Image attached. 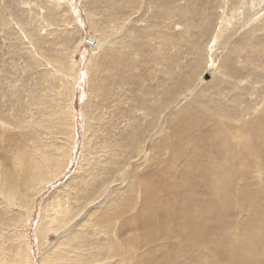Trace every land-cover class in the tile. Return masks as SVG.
<instances>
[{
  "label": "rangeland",
  "instance_id": "obj_1",
  "mask_svg": "<svg viewBox=\"0 0 264 264\" xmlns=\"http://www.w3.org/2000/svg\"><path fill=\"white\" fill-rule=\"evenodd\" d=\"M231 1L0 0V164L13 168L25 158L36 166L43 154L57 162L58 146L71 148L66 166L49 184L34 198L28 192L27 207L0 196L3 249L15 254L26 232L33 264H43L58 242L89 230L88 215L92 221L105 215L107 222L84 238L82 252L94 264H137L140 254L158 260L175 256L169 264H225L213 254L218 241V252L238 243L264 260V247L245 232L254 204L264 207V168L243 146L251 133L245 123L264 119V0ZM95 37L101 43L93 48ZM184 121L191 124L184 128L190 127L185 133L190 144L185 155L173 158L172 134L186 127ZM241 168L246 183L239 178ZM191 171L196 180L187 184L181 174ZM155 173L157 196L169 192L176 204L192 195L209 200L220 214L203 229L213 226L212 244L188 250L173 239L171 228L149 244L127 242L130 236L139 240L144 227L135 217L152 205L139 179ZM39 205L47 217L66 208L76 217L68 230H53L42 240L36 233ZM128 221L137 227L127 230L122 225ZM99 245L103 250L93 259ZM110 246L121 248L115 258Z\"/></svg>",
  "mask_w": 264,
  "mask_h": 264
},
{
  "label": "bare ground",
  "instance_id": "obj_2",
  "mask_svg": "<svg viewBox=\"0 0 264 264\" xmlns=\"http://www.w3.org/2000/svg\"><path fill=\"white\" fill-rule=\"evenodd\" d=\"M227 1H231V0H227ZM235 1V0H234ZM225 2V1H224ZM233 1L229 2L231 5ZM237 2V1H236ZM226 3V2H225ZM235 3V2H234ZM238 3V2H237ZM236 3V4H237ZM227 6V5H225ZM230 6V5H228ZM230 7H227V9H229ZM232 8V7H231ZM232 10V9H230ZM225 15V14H224ZM222 16V15H221ZM216 22V21H215ZM224 22V21H223ZM227 23V22H225ZM229 23V22H228ZM230 24V23H229ZM221 26V25H220ZM35 37V36H34ZM33 36H30V40H32ZM100 39L98 37H95L93 42H94V47L99 46V44L101 43L99 41ZM209 66H213V64L211 63ZM60 69H64L65 65H63L62 63H60V66L58 67ZM216 69V68H215ZM67 70V69H65ZM224 71V70H223ZM212 75V74H211ZM203 80V79H202ZM240 100V99H239ZM235 102V101H234ZM206 104V103H205ZM240 104V103H239ZM241 105V104H240ZM223 106H225L223 104ZM205 107V105H204ZM203 107V108H204ZM207 108V107H206ZM220 108V107H219ZM213 109V108H212ZM229 109V108H228ZM250 109V107H249ZM209 110V109H207ZM211 110V109H210ZM241 110V109H240ZM201 111V110H200ZM256 111V110H255ZM203 112V111H202ZM205 112V111H204ZM264 112V111H263ZM193 113V112H192ZM213 113V112H211ZM250 113V112H249ZM217 116H219L220 114L216 113ZM246 114V112H245ZM252 114V113H251ZM209 115V114H208ZM224 117H228L225 116L224 114H222ZM228 115V114H227ZM211 117L213 116L212 114L210 115ZM221 116V115H220ZM252 117V116H251ZM255 117V116H254ZM183 118V117H182ZM185 118V117H184ZM216 118V117H215ZM220 118V117H219ZM227 119V118H226ZM241 119V117L239 118ZM219 120V119H218ZM221 120V119H220ZM243 120V119H241ZM183 121V120H182ZM181 121V122H182ZM191 121V120H190ZM210 121V120H209ZM223 121V119H222ZM221 121V122H222ZM225 121V120H224ZM251 121V120H250ZM246 122L245 123V130L250 131V135H249V139L250 140H245L243 142V146L244 149H248L249 151L247 153H249L250 156H252V154H254V156H256L258 158V160L261 162L260 166L262 164V167L264 168V119H259V120H255L252 122ZM187 122V121H186ZM186 122L184 121L183 125H185L186 127H179L178 129V133L177 134H172L175 135L174 138H176V141L174 140L173 143V150L174 151L172 153V157H181L182 153L185 152V149L187 145L186 140H189L187 137L188 131H190V127L191 124L188 123L190 125V127L188 129H186V132L184 131V128H187ZM211 122V121H210ZM220 122V121H219ZM234 122V121H233ZM237 122H241L238 121ZM245 122V121H244ZM209 123V122H208ZM212 123V122H211ZM224 123H227L226 121L223 122V126ZM213 124V123H212ZM209 124V125H212ZM220 124V123H218ZM198 125V124H197ZM196 126H192L193 128H196ZM202 125V123H201ZM200 125V126H201ZM216 125V124H214ZM213 125V126H214ZM242 125V124H241ZM199 126V125H198ZM222 126V127H223ZM203 127V126H201ZM200 127V128H201ZM210 127V126H209ZM237 127V126H236ZM208 128V127H207ZM213 128V127H211ZM230 128V127H229ZM180 129V130H179ZM198 129V128H197ZM209 129V128H208ZM214 129V128H213ZM204 130V129H203ZM242 130V129H241ZM239 130V131H241ZM195 131V129H194ZM209 131V130H208ZM217 131V130H216ZM246 131V132H247ZM177 132V130H176ZM202 132V131H201ZM223 132V131H222ZM245 132V131H244ZM243 132V133H244ZM198 133V132H197ZM206 133V132H205ZM214 133V132H213ZM237 133V132H235ZM249 133V132H248ZM190 134V133H188ZM210 134V133H208ZM218 134V133H217ZM222 134V133H219ZM216 135V134H215ZM193 134L191 135V140H193ZM208 136V135H206ZM212 136V135H211ZM199 136H197L196 139H198ZM201 137V136H200ZM209 137V136H208ZM224 137V135H223ZM241 137V135H240ZM243 137V136H242ZM246 137V136H245ZM186 138V140H185ZM203 138V137H202ZM201 138V141H203L204 139ZM210 138V137H209ZM163 139V138H162ZM194 139V141L196 140ZM211 139V138H210ZM214 139V138H213ZM216 139V138H215ZM219 140V138H217ZM228 139V138H227ZM169 140V139H168ZM230 140V139H229ZM73 141V140H72ZM198 141V140H197ZM208 141V140H206ZM241 141V140H240ZM71 141L69 140V143ZM191 142V141H190ZM165 143V142H164ZM203 143V142H202ZM73 144V143H72ZM190 144V143H189ZM71 145V144H70ZM195 145V144H194ZM73 146V145H72ZM71 146V147H72ZM202 146V145H201ZM204 146V144H203ZM170 147V146H169ZM229 147V145H228ZM238 147V146H236ZM235 147V148H236ZM155 148V146H154ZM191 148V146H190ZM230 148V147H229ZM71 148H69L68 145L66 146H58L57 148V153H58V159L57 162L54 161L53 157L49 160L47 159V154H43L44 157L39 160L36 161V166H34L33 164H29L28 160L25 158H20L19 162H14V166L13 168H9L8 166L5 167V164H0V196H4L5 198L9 199L10 202L16 203L18 205L19 208L21 207H27L29 205V198H28V192H32L33 195L32 197L34 198V196L36 197V195L47 185L49 184L48 181H50L52 178H54L65 166L66 163L69 159V153ZM166 149V148H165ZM168 149V148H167ZM178 149V150H176ZM225 149V148H224ZM228 149V148H226ZM192 150V149H191ZM237 150V148H236ZM190 151V150H187ZM186 151V152H187ZM231 151V149H230ZM166 152V151H165ZM72 153V151H71ZM187 154V153H186ZM183 155H185L183 153ZM238 155V154H237ZM190 156V155H189ZM238 157V156H237ZM184 158L186 159V157L184 156ZM189 159V158H188ZM246 159V158H245ZM242 159V157H240L239 162H241L242 167L246 165H248V162ZM253 159V158H252ZM251 159V160H252ZM181 160V158H180ZM190 160V159H189ZM1 162V159H0ZM189 163V162H188ZM224 163V162H223ZM158 164V163H157ZM173 164H175V162H173ZM185 164V163H184ZM187 164V163H186ZM180 165V164H179ZM188 165V164H187ZM223 165V164H222ZM240 165V164H239ZM155 166V165H154ZM221 166V165H220ZM238 166V165H237ZM250 166V165H249ZM252 166V165H251ZM179 167V166H178ZM186 168V166H184ZM224 167V166H223ZM222 167V168H223ZM170 168V167H169ZM180 168H183L180 167ZM220 168V167H219ZM231 168V167H230ZM260 168V167H259ZM175 169V168H174ZM178 169V168H177ZM188 169V167L186 168ZM242 169V168H241ZM184 170V169H183ZM245 169H242V171L239 174V178L240 180H244V183H246L248 181L249 178L246 177L247 172L244 171ZM258 170V169H257ZM156 171V170H155ZM171 171V170H170ZM187 171V170H186ZM221 171V170H220ZM148 172V171H147ZM149 172H152L149 171ZM188 172V171H187ZM194 171H191V174H188L187 176L182 175L181 174V178L185 177L187 184L189 182L192 181V183L195 182L196 178H194V176L192 175ZM146 173V172H145ZM164 173V172H163ZM184 173V172H182ZM186 173V172H185ZM184 173V174H185ZM195 174L197 172H194ZM219 173V172H218ZM143 174V173H142ZM157 173L150 175L147 179L143 180V177H139L138 179L141 181H144V192H151V203L152 205L149 206V209L147 208L146 211H144L145 213L143 214L141 211V214L135 217V222H137V220L139 222H141L142 226L144 227V229L142 228L143 234L139 235V237L137 239H139L138 241L135 240L136 236H130V239L127 241L129 242V244L131 243L133 245V247H137L138 243H140L142 240H145L148 244L152 241L154 242L153 239H155V234L156 233H160L162 232V230L164 229L165 232L171 231V232H175L173 239H175L176 237H178V241L180 246H183V248H188V250H191L193 248H200L201 246H204V244H212L210 243L212 241L211 237L209 236V230L213 228L212 225L210 224H214L215 223H210V220L213 217H217L220 216V214H218L217 212H214V210L212 209V205L209 202V200H204L203 198H197V200L195 198H193V193L192 195V199L187 201L184 199V201H186L185 203L183 202V204L181 203V201H178L176 204L172 199L171 196L172 194L167 192V195L165 196V198L159 197L156 195V192H158L159 188H160V179H158L159 177L156 176ZM165 174V173H164ZM260 174L262 175V177H264V169L260 172ZM220 175V174H219ZM145 176V175H144ZM156 176V177H155ZM223 176V175H222ZM230 177V176H229ZM180 178V179H181ZM224 178V177H223ZM261 178V177H260ZM259 178V179H260ZM172 179V178H171ZM231 179V178H229ZM183 180V179H182ZM227 180V179H225ZM133 181V180H132ZM254 181V180H253ZM139 182V181H138ZM242 182V181H241ZM256 182V181H255ZM258 182V181H257ZM51 183V182H50ZM131 183V182H129ZM174 183V182H173ZM186 183V182H185ZM220 183V182H219ZM243 183V184H244ZM262 183V182H261ZM264 183V182H263ZM262 183V185H263ZM134 184V183H133ZM140 184V183H139ZM172 184V183H171ZM225 184V183H224ZM136 185V184H135ZM190 185V184H189ZM226 189L229 190V187L227 185V183L225 184ZM240 185V184H239ZM191 186V185H190ZM189 186V187H190ZM176 187V186H175ZM221 188V187H220ZM248 188V187H247ZM133 189V188H132ZM177 189V188H176ZM244 190V189H243ZM251 190V189H250ZM191 191V190H190ZM189 192V191H188ZM198 192V191H196ZM202 192V191H201ZM207 192V191H206ZM229 191H227L228 193ZM249 192V191H248ZM154 193V194H153ZM259 193V190H258ZM150 194V193H149ZM182 194V193H181ZM180 194V195H181ZM197 194V193H195ZM257 194V193H256ZM255 194V195H256ZM260 194V193H259ZM143 195V193H142ZM198 195V194H197ZM163 196V197H164ZM183 196V195H182ZM226 196V195H225ZM258 196V195H257ZM256 196V197H257ZM262 196V195H261ZM173 197V196H172ZM184 197V196H183ZM203 197V196H202ZM223 197V196H221ZM254 197V195H253ZM259 197V196H258ZM225 198V197H224ZM195 199V200H194ZM261 199V197H260ZM34 200V199H33ZM33 200L31 202H33ZM219 200H222L219 199ZM231 200V199H230ZM196 201V202H194ZM226 201V199L224 200ZM259 201V200H258ZM121 202V201H120ZM145 203V202H144ZM220 203V202H219ZM261 203V202H260ZM259 202H256L253 206V214L254 216H251L247 222L245 223L247 228L245 229V232L250 233L249 235L252 237V243L253 240L256 241L258 244L262 245L264 247V207L263 205H261ZM176 204V205H175ZM178 205V206H177ZM40 207V216L36 225V233L37 235L40 237V239L44 240L46 238V236L48 235L49 232H52L53 230H55L56 232H60L61 230H68L66 229V227H69L68 225L74 221L76 216H73V213H71V209L70 208H66V209H60L59 211H57L59 214L55 215L54 217L49 216L47 217V210L43 208L42 205H39ZM142 207V206H141ZM175 207H178V209H174ZM228 208V207H227ZM48 209V207H47ZM28 211V210H27ZM50 211V208H49ZM82 213V212H81ZM80 213V214H81ZM79 214V215H80ZM51 215V214H50ZM77 215V214H76ZM257 215H261L262 219H257ZM89 217L85 219V224L87 226H90L89 230H83L81 231V233H73L68 237H65L63 239V241L58 242V245L54 248L53 252L50 253L49 255H47L44 259H43V264H94L83 252H85V250L82 252V247L84 244V238L87 235H91V232L97 227L99 226L100 223H104L107 222V218L108 216L102 215L99 216L97 221H92V217L93 215H88ZM98 216V215H96ZM223 216V215H222ZM52 217V219H51ZM159 217V221H157V218ZM133 219V218H132ZM131 219V220H132ZM84 220V219H83ZM134 220V219H133ZM223 220V218H222ZM199 221L203 222V225L199 223ZM209 221V225L210 228H208V230H204V228L207 229V227H209L208 224ZM83 222V221H82ZM130 222V221H128ZM138 222V223H139ZM157 222L159 224H157ZM221 223V222H219ZM122 224V223H121ZM135 227H137L136 223L134 224ZM134 225H132V223L130 222V224L127 225V223H125L124 225H122L124 228H127V230H130ZM160 226L159 228L156 226ZM172 225V226H170ZM185 225V226H183ZM121 226V227H122ZM201 226V227H199ZM207 226V227H206ZM223 226V225H222ZM219 226V227H222ZM120 227V228H121ZM82 228V227H81ZM87 228V227H86ZM100 228V227H99ZM102 224H101V229H102ZM123 228V229H124ZM168 230L167 229H170ZM218 228V227H217ZM105 229V227H104ZM223 229V227H222ZM226 229V228H225ZM82 230V229H81ZM122 230V228H121ZM214 230V229H213ZM27 231V230H26ZM105 231V230H103ZM120 232V230H118ZM123 231V230H122ZM186 231H188L186 233ZM220 231V228H219ZM69 232V231H68ZM78 232V231H77ZM83 232V233H82ZM223 232V231H221ZM234 231H232L233 233ZM239 232V231H238ZM237 232V233H238ZM122 233V232H121ZM163 233V232H162ZM231 233V232H230ZM244 233V234H246ZM120 234V233H119ZM239 234V233H238ZM157 235V234H156ZM167 235V234H164ZM248 235V236H249ZM158 236V235H157ZM249 236V239H250ZM159 237V236H158ZM157 237V238H158ZM216 237V235H215ZM230 237V234H229ZM240 237V236H239ZM242 234H241V238H242ZM146 238V239H145ZM228 238V237H226ZM238 238V237H237ZM248 238V237H247ZM160 239V238H159ZM162 239V238H161ZM168 239V238H167ZM211 239V240H210ZM225 239V238H224ZM235 239V238H234ZM250 239V240H251ZM134 240V241H133ZM214 240V239H213ZM221 240V239H220ZM230 240V239H229ZM228 240V241H229ZM243 240V239H241ZM248 240V239H247ZM156 241V239H155ZM218 241V240H217ZM225 241V240H224ZM233 241V240H232ZM232 241L230 243H232ZM28 239H27V233L24 232V236H21V244L20 246L15 249L16 252L15 254L11 252V254L9 252H7V250L3 249L0 246V264H33V260H31V252H29V246L27 245ZM227 242V241H226ZM236 242V240H235ZM240 242V241H239ZM241 245H243L245 247L244 243L245 241H241ZM142 243V242H141ZM140 243V244H141ZM215 243V242H214ZM218 243H221L220 241H218L217 243H215L216 249L214 250V255H216L218 257V259H220L221 262H224L225 264H264V260H260L261 256H263L261 253H258L256 251H251L250 249H241L240 247H238V243L237 246H235L233 249H228L230 247V245L227 247H225V251L221 250L222 252H218L219 249L218 248ZM223 243V242H222ZM234 243V241H233ZM244 243V244H243ZM235 244V243H234ZM256 244V243H255ZM87 245V244H86ZM137 245V246H136ZM174 245L172 243V246L169 244V248H168V253L169 251L172 249H174ZM214 245V246H215ZM227 245V244H226ZM240 245V243H239ZM85 246V244H84ZM119 246V245H118ZM112 247L110 246L108 250H112V254H111V258H115V256L118 254V252H120L121 248L120 247ZM125 246V245H124ZM225 246V245H224ZM258 246V245H257ZM128 247V246H127ZM221 248V246H219ZM247 247V245H246ZM106 248V247H105ZM130 248V247H129ZM128 248V249H129ZM97 249V250H96ZM150 249V248H149ZM228 249V250H227ZM94 250L97 252V254H95V256L93 257V259L96 258V256L100 255V251L103 250V247L96 246V248H94ZM93 250V251H94ZM120 250V251H119ZM258 250V249H257ZM91 251V250H89ZM151 251V250H150ZM176 251V250H175ZM262 251L263 248H262ZM107 252V251H106ZM164 252V251H163ZM207 252V251H206ZM210 252V251H209ZM13 254V255H12ZM99 254V255H98ZM174 254V253H173ZM179 251L177 252V257L179 255ZM261 254V256H260ZM163 255V254H162ZM168 255V254H167ZM144 256V254H143ZM140 255H138L139 259H136V263L137 264H169L171 262H175L176 257L175 256H170L171 258L168 259L167 257H162V259H154V257H143ZM212 256V253H211ZM136 258V257H135ZM189 258V257H188ZM187 258V259H188ZM214 258V257H213ZM257 259V260H256ZM264 259V258H263ZM186 260V259H185ZM213 261V259H211ZM138 261V262H137ZM194 261V260H193ZM220 262V263H221ZM135 263V262H134ZM120 264V263H119ZM189 264V262H188ZM192 264V263H190ZM222 264V263H221Z\"/></svg>",
  "mask_w": 264,
  "mask_h": 264
}]
</instances>
